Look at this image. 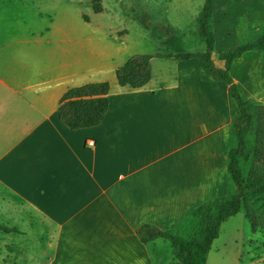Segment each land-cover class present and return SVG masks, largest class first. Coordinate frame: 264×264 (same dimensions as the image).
I'll return each instance as SVG.
<instances>
[{
    "label": "crops",
    "instance_id": "1",
    "mask_svg": "<svg viewBox=\"0 0 264 264\" xmlns=\"http://www.w3.org/2000/svg\"><path fill=\"white\" fill-rule=\"evenodd\" d=\"M18 44L0 48V225L12 229L0 232V264H173L161 239L137 232L173 230L227 197L239 116L227 87L198 59L153 58L146 86L110 87L102 122L70 130L58 104L83 66L50 41ZM230 76L264 105V51L243 54Z\"/></svg>",
    "mask_w": 264,
    "mask_h": 264
},
{
    "label": "rangeland",
    "instance_id": "2",
    "mask_svg": "<svg viewBox=\"0 0 264 264\" xmlns=\"http://www.w3.org/2000/svg\"><path fill=\"white\" fill-rule=\"evenodd\" d=\"M204 3L99 0L102 12L95 14L90 0H0V48L11 44L15 54L22 50L20 41H50L52 48L68 49L83 66L85 72L78 73L71 85L106 82L117 86L115 71L133 56L204 52L198 28ZM213 6L209 28L215 39L214 53L232 51L263 33L264 0H213ZM68 39L69 44L63 43ZM40 50L29 49L30 56L39 57ZM159 65L153 66L154 74ZM241 166L247 170L249 162L241 158ZM232 191L228 188V194ZM173 230L180 236L187 231L184 224ZM160 242L167 251L166 262L172 259L175 264L170 243ZM4 254L2 248L0 260ZM206 264H264V230L252 234L241 210L221 226Z\"/></svg>",
    "mask_w": 264,
    "mask_h": 264
},
{
    "label": "trees",
    "instance_id": "3",
    "mask_svg": "<svg viewBox=\"0 0 264 264\" xmlns=\"http://www.w3.org/2000/svg\"><path fill=\"white\" fill-rule=\"evenodd\" d=\"M90 1L93 13H101L99 0ZM213 12V0H205L198 18L199 32L205 41L204 52L137 55L129 58L115 71L118 86L139 89L150 81V62L153 58L178 62L198 59L215 80L227 87L239 111L238 118L231 125L227 163L228 188L233 191L227 197L211 199L193 210L179 224L186 226L184 236L174 233V230H161L153 225H144L137 232L139 240L144 244L157 239L169 242L175 264H206L207 254L212 243L219 237L221 226L241 210L250 223L252 234L264 230V105L250 99L244 100L230 76L234 61L243 54L264 51V31L249 43L216 54L214 35L209 28ZM109 92L110 85L106 82L69 89L59 101L58 119L70 130L99 125L108 110ZM241 158L249 162L247 170L241 166ZM0 232L7 234L12 229L0 225Z\"/></svg>",
    "mask_w": 264,
    "mask_h": 264
},
{
    "label": "built area",
    "instance_id": "4",
    "mask_svg": "<svg viewBox=\"0 0 264 264\" xmlns=\"http://www.w3.org/2000/svg\"><path fill=\"white\" fill-rule=\"evenodd\" d=\"M87 145H88V147H93L94 146V142L93 141H88Z\"/></svg>",
    "mask_w": 264,
    "mask_h": 264
}]
</instances>
